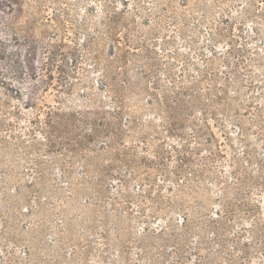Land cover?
<instances>
[{"label": "rangeland", "instance_id": "1", "mask_svg": "<svg viewBox=\"0 0 264 264\" xmlns=\"http://www.w3.org/2000/svg\"><path fill=\"white\" fill-rule=\"evenodd\" d=\"M0 264H264V0H0Z\"/></svg>", "mask_w": 264, "mask_h": 264}]
</instances>
